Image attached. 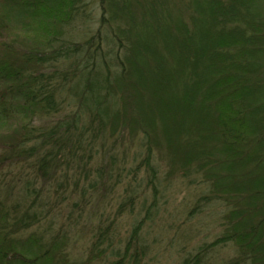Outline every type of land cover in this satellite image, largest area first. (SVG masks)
<instances>
[{"label": "trees", "instance_id": "trees-1", "mask_svg": "<svg viewBox=\"0 0 264 264\" xmlns=\"http://www.w3.org/2000/svg\"><path fill=\"white\" fill-rule=\"evenodd\" d=\"M90 1L0 0V264H264V1Z\"/></svg>", "mask_w": 264, "mask_h": 264}, {"label": "rangeland", "instance_id": "rangeland-1", "mask_svg": "<svg viewBox=\"0 0 264 264\" xmlns=\"http://www.w3.org/2000/svg\"><path fill=\"white\" fill-rule=\"evenodd\" d=\"M264 1V0H263ZM91 2V10H92V12H96V15L98 14V4L94 1V0H91L90 1ZM260 7V9H262V10H264V4H262V6H259ZM90 10V9H89ZM94 30V26L92 25V28H91V31H93ZM185 196V193L182 195H180V199H182L183 197ZM170 235H172V234H170ZM169 235V236H170ZM173 239V237H171L170 238V240L169 239H167L166 241H165V238L164 237H162L161 238V240H162V244L160 245L161 246V248L160 249H158V254H159V256L161 257V259H163L164 261H165V257H166V255H163L162 254V250H163V247H164V241H165V245L167 246H169L170 245V242H171V240ZM196 243H198V242H195L194 244H196ZM193 244V245H194ZM229 252V251H228ZM160 259V258H159ZM167 259V258H166ZM171 260H169L168 262L167 261H165L166 262V264H168L169 262H170Z\"/></svg>", "mask_w": 264, "mask_h": 264}]
</instances>
